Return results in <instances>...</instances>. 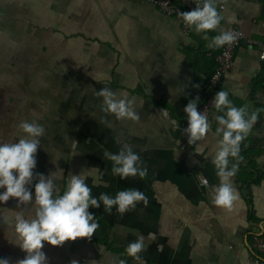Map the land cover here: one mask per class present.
Listing matches in <instances>:
<instances>
[{"label": "crops", "instance_id": "crops-1", "mask_svg": "<svg viewBox=\"0 0 264 264\" xmlns=\"http://www.w3.org/2000/svg\"><path fill=\"white\" fill-rule=\"evenodd\" d=\"M216 5L224 20L205 39L178 15L143 0H0V142L14 140L21 121H36L45 132L33 185L36 173L53 174L61 187L70 176L86 173L95 197L127 189L147 197V204L138 202L123 215L115 207L104 211L102 204L90 208L99 225L95 233L62 246L44 242L42 251L51 258L62 264H136L125 249L142 236L146 264H256L253 258L261 255L253 237L264 233V0ZM230 25L244 30L247 40L219 91H228L236 107L261 111L241 145L243 159L232 178L239 200L228 210L212 203L220 182L212 164L216 137L181 148L177 136L184 107L206 85L223 49L210 47L212 37ZM31 47L46 63L25 60ZM20 57L22 63H15ZM103 87L132 100L140 119L118 121L103 112L97 96ZM125 145L140 155L143 178L112 174L104 153ZM22 209L27 213L32 205L18 207L15 198L0 204L6 214Z\"/></svg>", "mask_w": 264, "mask_h": 264}, {"label": "clouds", "instance_id": "clouds-1", "mask_svg": "<svg viewBox=\"0 0 264 264\" xmlns=\"http://www.w3.org/2000/svg\"><path fill=\"white\" fill-rule=\"evenodd\" d=\"M178 17L196 34H203L205 39L224 20L217 9L216 0H202V3H196L194 10L178 12ZM228 22H235V17H229ZM235 40L233 32L221 31L212 37L210 47L220 49ZM97 96L102 98V111L113 115L116 120L140 119L134 110V102L126 97L118 99L111 88L103 87ZM229 96L228 91L220 90L211 102L216 113L214 120L217 127L214 133L208 116L198 110L199 97L190 100L183 111L188 122L184 133L189 145H196L209 134L216 137L212 164L220 182L212 193V203L231 210L234 202L239 200L232 178L238 172L239 161L243 159L240 155L241 145L258 121L261 110L249 112L246 106L236 107ZM16 129L14 140L0 142V204L15 198L18 207L31 204L32 209L27 213L23 209L6 210L7 214L0 211V219L12 232L11 242L26 253L18 264H48L46 253L42 251L44 242L62 246L69 240L90 238L99 227L90 208L99 209L102 204L104 211L111 213L115 207L123 215L135 208L138 202L147 204V197L138 189L121 190L114 197L107 193L93 196L86 173L70 176L62 187L56 183L53 174L45 176L36 173L39 180L33 185L36 153L45 128L36 121H21ZM104 156L112 162V174L121 179L137 175L143 178L147 173L140 155L131 146H123L118 153L105 152ZM29 186L34 187V196L33 187ZM144 250V237L141 236L127 245L125 255L136 264H146L141 255ZM0 264L10 262L7 258H0ZM120 264H127V261L121 260Z\"/></svg>", "mask_w": 264, "mask_h": 264}, {"label": "built area", "instance_id": "built-area-1", "mask_svg": "<svg viewBox=\"0 0 264 264\" xmlns=\"http://www.w3.org/2000/svg\"><path fill=\"white\" fill-rule=\"evenodd\" d=\"M156 5L163 13L168 15H178V12H187L196 8V3H202V0H143ZM186 28H188L185 25ZM227 31H231L236 35V40L231 45L223 47L222 51L216 56L217 65L213 73L210 75L206 85L198 93L196 97H199L200 103L198 110L208 116L209 120L213 116L214 106L211 102L219 92L220 85L223 82L224 75L234 68L235 66V55L237 49L242 43L247 40V35L241 28L230 25L227 27ZM253 43H259L255 40H250ZM188 122L185 118L179 127L177 139L181 148H186L188 143V137L184 133V129L187 128ZM254 245L260 252L259 258H253L256 264H264V233L254 235Z\"/></svg>", "mask_w": 264, "mask_h": 264}, {"label": "rangeland", "instance_id": "rangeland-1", "mask_svg": "<svg viewBox=\"0 0 264 264\" xmlns=\"http://www.w3.org/2000/svg\"><path fill=\"white\" fill-rule=\"evenodd\" d=\"M39 47H37L38 49ZM37 55V50L35 47H31L30 50H28L27 52H24V56H25V60L31 62L30 60H33V58H35V56ZM39 57V59H38ZM21 57L19 59V61L15 62V63H22L21 62ZM17 60V59H16ZM31 63H46L43 61V59H41L40 55L37 56L33 62ZM10 229L8 228H4V229H0V238H3L4 240H6V244H0V254L5 255L6 257H8L10 259V263L11 264H17V261H19L18 259H23L26 256V253L23 252L18 246H16L14 243L11 244V242L9 240H7L8 237V232ZM6 236V238H5ZM46 247L44 246L43 249H45ZM48 258V264H62L63 262H65L64 260H56L51 258L49 255H47Z\"/></svg>", "mask_w": 264, "mask_h": 264}]
</instances>
